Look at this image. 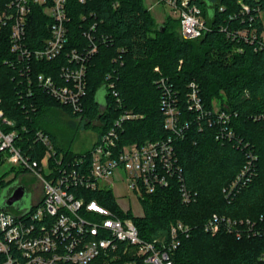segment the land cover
I'll use <instances>...</instances> for the list:
<instances>
[{
    "label": "trees",
    "instance_id": "trees-1",
    "mask_svg": "<svg viewBox=\"0 0 264 264\" xmlns=\"http://www.w3.org/2000/svg\"><path fill=\"white\" fill-rule=\"evenodd\" d=\"M11 2L0 0V11ZM198 5L210 31L199 39L185 40L179 20L162 24L163 31L144 0H68V45L59 58L46 62H21L11 50L10 31L5 29L0 34V109L20 131L17 146L25 155L35 160L44 156V147L34 141L36 133L42 131L50 136L57 158L73 161L83 155L57 146L55 136L42 121L46 111L61 110L85 129L94 128L98 136L123 113L131 112L136 118L124 122L122 145L166 139L172 133L165 129L161 110L164 92L158 84L166 79L178 95L180 119L190 122L185 137L177 138L174 145L185 182L198 194V200L184 204L174 180L168 188L144 194V216L134 217L131 212L124 213L111 190L78 188L76 192L87 202L94 200L121 217H132L140 237L149 242L158 240L159 248L162 242L169 243L174 224L190 226L189 237L182 238L172 255L175 264H264V49L259 48L264 36V0H199ZM239 31L249 38L255 35L257 40L251 44L232 36ZM49 38V18L43 7L35 6L27 43L30 48H42ZM91 42L97 43L98 49L87 62L83 112L75 115L35 80L44 73L66 83L60 78L62 68L70 63V53L89 51ZM26 65L30 66L28 72ZM109 77L117 98L107 88ZM29 78L33 79L31 85ZM190 83L199 86L206 110L230 114L232 139L218 140L220 126L210 127L206 118L199 120L188 111ZM250 161L244 181L227 197L224 190ZM5 163L0 155V169ZM6 191L9 196L13 188L0 177V199ZM5 211L19 213L12 208ZM215 214L244 221L241 238L228 229L216 235L206 232L204 225ZM5 262L6 256L0 253V264ZM93 264L147 263L137 246L119 243L115 253Z\"/></svg>",
    "mask_w": 264,
    "mask_h": 264
},
{
    "label": "built area",
    "instance_id": "built-area-1",
    "mask_svg": "<svg viewBox=\"0 0 264 264\" xmlns=\"http://www.w3.org/2000/svg\"><path fill=\"white\" fill-rule=\"evenodd\" d=\"M157 1L168 5L178 15L183 39L196 40L210 31L198 5L199 0ZM80 2L85 3V0ZM67 5L68 0H12L0 11V34L5 29L10 31L11 50L19 55L21 62L53 61L63 54L68 45L67 23L70 18ZM35 6L43 7L50 21V38L42 48H30L27 43L30 15ZM244 10L249 13L248 7H244ZM232 36L240 37L251 44L257 40L255 35L249 38L243 31ZM88 39L92 40L90 34ZM91 43V49L87 52L79 53L73 50L70 53V63L62 68L60 78L66 83L60 84L58 80L44 73L37 75L35 80L48 95L62 106L68 107L75 115L83 112L87 92V62L98 49L97 43ZM259 48L264 49V36L259 42ZM29 67L25 66V72L29 71ZM29 79L28 84H33V79ZM108 81L107 88L117 98L115 84L111 82L110 77ZM158 84L164 92L161 110L165 129L172 133L171 136L144 144L122 145L120 140L124 122L136 118L131 112H125L111 128L102 136H98L92 148L88 150V157L86 152L77 153L83 156L73 161L66 160L63 156L57 158L50 136L42 131L36 133L34 141L42 144L45 149L44 156L35 160L25 155L21 147L17 146L18 139H21L20 131L15 128V122L6 117L0 109V155L6 163L20 166L26 173L37 177L44 189L42 198L35 199L29 209L19 211L18 214L10 211L0 212V253L6 256L5 264H93L96 260L115 253L119 243L137 246L139 254L145 257L147 264H175L172 255L181 245L182 238L189 237L190 226L183 222L174 224L169 243L162 242L163 246L159 248L156 245L158 240L149 242L140 237L132 217H121L94 200L87 202L76 192L78 188L105 190L100 187V183L108 182L116 171L124 170L129 188L140 199L144 194L156 192L158 188H168L171 182L176 180L184 204L198 200V194L189 189L185 182L184 170L174 145L177 138L185 137L190 122L180 119L178 95L173 87L166 79H161ZM188 88V111L199 120L206 118L210 127L220 126L218 140L232 139L230 114L206 110L200 97L199 86L190 83ZM54 157L56 158L53 159ZM252 161L224 190L227 197L244 181ZM44 170H47V174L42 177L40 173ZM128 212L130 211L124 213ZM241 226H245L244 221L215 214L205 223L204 229L212 235H216L221 229H228L241 238Z\"/></svg>",
    "mask_w": 264,
    "mask_h": 264
},
{
    "label": "rangeland",
    "instance_id": "rangeland-1",
    "mask_svg": "<svg viewBox=\"0 0 264 264\" xmlns=\"http://www.w3.org/2000/svg\"><path fill=\"white\" fill-rule=\"evenodd\" d=\"M144 3L157 24L162 25L169 20H178V15L168 5L159 3L157 0H144ZM45 115L42 118L43 124L55 136L56 144L60 148L70 149L76 153H85L92 148L98 138L94 128L85 129L81 122L69 117L61 110L51 109L46 111ZM21 170L20 166H13L7 162L0 169V177H4V183L13 190L22 184L27 187L30 193H36L35 199H41L44 193L43 184L33 174H23ZM18 173L19 176L16 177ZM40 174L45 177L47 170ZM108 180V182L100 183V187L113 192L120 208L124 212L130 211L134 217L144 216L141 199L129 188L126 172L118 170ZM32 198L30 195L27 200V208H30Z\"/></svg>",
    "mask_w": 264,
    "mask_h": 264
},
{
    "label": "water",
    "instance_id": "water-1",
    "mask_svg": "<svg viewBox=\"0 0 264 264\" xmlns=\"http://www.w3.org/2000/svg\"><path fill=\"white\" fill-rule=\"evenodd\" d=\"M160 28H163L162 30L164 31V27L162 25ZM8 193L9 191H6L0 199V212L5 211L6 208L12 207H16L18 211L24 210L27 205V200L30 197L27 193V188L24 185H19L9 196Z\"/></svg>",
    "mask_w": 264,
    "mask_h": 264
},
{
    "label": "flooded vegetation",
    "instance_id": "flooded-vegetation-1",
    "mask_svg": "<svg viewBox=\"0 0 264 264\" xmlns=\"http://www.w3.org/2000/svg\"><path fill=\"white\" fill-rule=\"evenodd\" d=\"M21 185H22V184H21ZM24 186H25V185H24ZM25 187H26V186H25ZM26 188H27V187H26ZM27 193L29 194V196L31 195V196L33 197V198H32V199H33L32 202H33V201L35 200V198H34L35 196H34V195H36V193H33V194H32V193L29 192L28 189H27ZM24 203H25V202H24ZM24 203H23V204H24ZM12 209L17 210L16 207H12ZM26 209H28V208L25 207L24 210H26ZM17 211H18V210H17ZM22 211H23V210H22Z\"/></svg>",
    "mask_w": 264,
    "mask_h": 264
}]
</instances>
